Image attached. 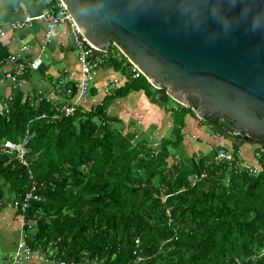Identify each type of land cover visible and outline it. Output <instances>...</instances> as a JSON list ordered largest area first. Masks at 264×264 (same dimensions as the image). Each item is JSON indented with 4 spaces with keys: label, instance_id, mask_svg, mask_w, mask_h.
<instances>
[{
    "label": "trees",
    "instance_id": "1",
    "mask_svg": "<svg viewBox=\"0 0 264 264\" xmlns=\"http://www.w3.org/2000/svg\"><path fill=\"white\" fill-rule=\"evenodd\" d=\"M100 58L127 80L91 110H61L78 89L67 82L58 91L62 101L49 92L16 90L11 112L0 114V206L32 188L28 168L4 151L6 139L29 136L31 168L43 196L17 210L28 245L64 264H237V257L241 264H264V255L253 257L264 250V151L259 173L241 165L239 148L232 162L216 159L221 145L190 155L184 149L186 119L199 117L185 105L171 109L173 127L160 146L137 140L109 107L133 91L144 90L154 101L159 94L117 46ZM200 120L216 135L247 142L227 120Z\"/></svg>",
    "mask_w": 264,
    "mask_h": 264
},
{
    "label": "water",
    "instance_id": "2",
    "mask_svg": "<svg viewBox=\"0 0 264 264\" xmlns=\"http://www.w3.org/2000/svg\"><path fill=\"white\" fill-rule=\"evenodd\" d=\"M95 56L117 46L156 88L264 144V0H62Z\"/></svg>",
    "mask_w": 264,
    "mask_h": 264
},
{
    "label": "crops",
    "instance_id": "3",
    "mask_svg": "<svg viewBox=\"0 0 264 264\" xmlns=\"http://www.w3.org/2000/svg\"><path fill=\"white\" fill-rule=\"evenodd\" d=\"M47 12L48 7L43 0H0V28L3 30V36L0 38L1 68L11 69L14 66V62L7 58L13 53H20L22 59L27 62L42 58L38 68H27L18 91L32 95L49 92L50 98L62 101L64 98L58 93L60 86L67 82L77 84L82 77L81 66L69 25H61L47 38ZM28 15L33 18L24 21ZM17 21L23 24L19 26ZM126 80L127 76L117 71L112 63L102 61V68L90 73V91L85 100H80L79 105L91 110L95 105L102 103L113 89L124 85ZM2 89L7 94L13 92L9 85L3 86ZM170 107L167 103H161V99L154 101L144 90H139L126 97L116 98L109 111L122 119L121 125L126 131L137 132V140L148 139L160 146L162 138L169 136L173 127ZM184 134V149L190 155L201 152L209 154L215 146L221 145L229 150L239 148L241 156L250 165L260 164L256 156L259 143L252 141L239 145L232 138L217 136L200 118L188 115ZM17 218L18 213L14 206H0L1 257L7 258L4 264L12 263L17 255L18 244L24 240L23 221ZM22 264L62 263L49 259L40 252L26 254Z\"/></svg>",
    "mask_w": 264,
    "mask_h": 264
},
{
    "label": "built area",
    "instance_id": "4",
    "mask_svg": "<svg viewBox=\"0 0 264 264\" xmlns=\"http://www.w3.org/2000/svg\"><path fill=\"white\" fill-rule=\"evenodd\" d=\"M47 7L48 12L45 17L47 32V38H50L54 31H56L61 25L67 24L70 26L72 35L74 36L75 45L78 50V61L81 66V74L82 77L78 80L77 85V92L74 94V97L71 98V103L66 104L61 107V110L66 113H74L76 110L77 105L81 104L80 100H85L89 91H90V84H89V76L90 73L102 68V59L100 56H95V45L91 43L87 37L82 33L81 29L75 22L72 14L66 7L65 3L62 0H43ZM33 17L27 16L24 21H30ZM23 22L17 21V25H22ZM3 36V30L0 28V38ZM11 61L14 62V66L11 69H2L0 61V114L6 115L9 114L12 110L13 100H14V91L19 90L22 86L23 78L26 73L28 67L31 68H38L42 63V58H37L34 61L27 62L22 59L20 53H13L7 56ZM6 58V59H7ZM133 70L136 72V75L142 73L140 69L133 64ZM5 85H9L11 90L13 91L10 94H7L3 91L2 87ZM72 88L68 90V93L72 94ZM183 105L182 103H178L173 108L179 109V107ZM220 136V135H217ZM29 136L22 138L19 141H14L11 139H6L3 143V149L5 152L16 155V158L19 160L20 163L25 165L28 168V175L32 182V188L22 197L16 199L12 206H14L17 210L22 209L25 211L33 200H42L43 196L37 192V188L40 185L34 177V171L31 168V159L29 157ZM256 156L257 158L261 159L262 152L264 151V144H258ZM216 159L218 161H235V155L233 150L226 149L225 147H220L216 153ZM241 165L246 168H250L254 173H259L263 166L261 163L259 165H250L244 159L241 161ZM206 175V174H204ZM23 226L25 224L24 215L21 214ZM139 238L136 239V243L139 244ZM36 253L39 254V251H34L25 241V233H24V240H22L18 244L17 255L12 261L11 264H22L24 257L26 254ZM264 255V250L261 252L260 255H254L253 257L262 256ZM28 256V255H27ZM141 258V257H140ZM246 259V262H248ZM237 264L243 263V260L239 257L236 258ZM62 263V262H61ZM64 264V263H62ZM76 264V263H72ZM80 264H91L87 261H84Z\"/></svg>",
    "mask_w": 264,
    "mask_h": 264
},
{
    "label": "rangeland",
    "instance_id": "5",
    "mask_svg": "<svg viewBox=\"0 0 264 264\" xmlns=\"http://www.w3.org/2000/svg\"><path fill=\"white\" fill-rule=\"evenodd\" d=\"M159 99H161L160 98V96H159ZM164 103H167V104H169L171 107V109L175 106V105H177L179 102L178 101H176V100H174L173 98H169L167 101H165ZM234 141H237V139H235V138H232ZM258 146V145H257ZM173 154H174V156L175 155H177V151H174L173 152ZM170 160V162H172V157L169 159ZM19 218L22 220V216L20 215V214H18V218H17V220H19ZM1 254H2V249H0V264H4V263H6L7 262V258H2L1 257Z\"/></svg>",
    "mask_w": 264,
    "mask_h": 264
},
{
    "label": "flooded vegetation",
    "instance_id": "6",
    "mask_svg": "<svg viewBox=\"0 0 264 264\" xmlns=\"http://www.w3.org/2000/svg\"><path fill=\"white\" fill-rule=\"evenodd\" d=\"M238 136H242V135H238Z\"/></svg>",
    "mask_w": 264,
    "mask_h": 264
}]
</instances>
